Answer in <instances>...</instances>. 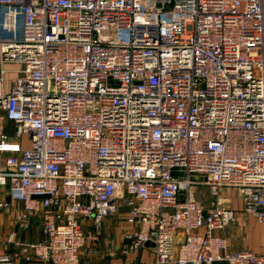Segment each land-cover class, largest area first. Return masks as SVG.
Masks as SVG:
<instances>
[{"label": "built area", "instance_id": "built-area-1", "mask_svg": "<svg viewBox=\"0 0 264 264\" xmlns=\"http://www.w3.org/2000/svg\"><path fill=\"white\" fill-rule=\"evenodd\" d=\"M0 59V208L43 234L0 264H82L118 216L111 257L264 264L218 233L225 189L264 224V0H0Z\"/></svg>", "mask_w": 264, "mask_h": 264}, {"label": "crops", "instance_id": "crops-1", "mask_svg": "<svg viewBox=\"0 0 264 264\" xmlns=\"http://www.w3.org/2000/svg\"><path fill=\"white\" fill-rule=\"evenodd\" d=\"M12 65V66H9ZM13 63H6L2 66L0 59V79L3 69H12ZM7 82H5L6 90H10V80L14 73L7 72ZM1 84V81H0ZM1 86V85H0ZM14 127L12 122H8L5 130L8 127ZM227 195L226 202L237 211L236 223L226 227L218 233L226 237L230 241V247L233 251L236 250H251L258 254L264 253V247L259 248L248 244L244 236L246 231V222L244 221V207L242 200L233 190H224ZM0 200H10L6 189L0 187ZM210 205V204H209ZM24 210V204L18 200H11V205L7 209L0 208V254L15 252L18 245L8 241L9 236L14 233L15 241L30 242L40 241L43 239L42 221L40 215H36L28 220L27 226L22 225L21 215ZM249 214V213H248ZM249 216H252L249 214ZM128 229L123 217H108L101 223V236L98 249L92 250V247L87 242V246L83 249L81 255L82 264H155V253L150 247L144 248L139 252L129 254H119L117 257H111L109 252L111 248L120 250L124 243V232ZM15 264H44L43 262L34 259L26 262L22 257L17 256ZM174 264V263H170Z\"/></svg>", "mask_w": 264, "mask_h": 264}, {"label": "rangeland", "instance_id": "rangeland-1", "mask_svg": "<svg viewBox=\"0 0 264 264\" xmlns=\"http://www.w3.org/2000/svg\"><path fill=\"white\" fill-rule=\"evenodd\" d=\"M12 66V65H9ZM20 64H14L13 69H18L20 68ZM7 132L9 134H14V127H8ZM23 144H27L28 139L24 136L23 138L20 139ZM196 196L198 198L203 200V203L205 205H209L212 203L214 200L213 197L209 194L208 189L206 186L201 185L197 189ZM244 221L246 222V231L244 236L246 237L245 239L247 240L248 244L251 246H256L259 248L264 247V224L259 223L253 216H249L248 212H244ZM251 215V214H250ZM122 219V216H118V218Z\"/></svg>", "mask_w": 264, "mask_h": 264}, {"label": "water", "instance_id": "water-1", "mask_svg": "<svg viewBox=\"0 0 264 264\" xmlns=\"http://www.w3.org/2000/svg\"><path fill=\"white\" fill-rule=\"evenodd\" d=\"M146 245H147V246H152V247L154 246V244L151 243V242H147Z\"/></svg>", "mask_w": 264, "mask_h": 264}]
</instances>
